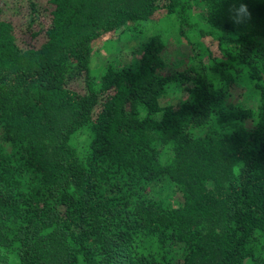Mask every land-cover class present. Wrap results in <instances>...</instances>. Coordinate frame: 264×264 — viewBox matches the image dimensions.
Wrapping results in <instances>:
<instances>
[{
  "label": "trees",
  "instance_id": "16d2710c",
  "mask_svg": "<svg viewBox=\"0 0 264 264\" xmlns=\"http://www.w3.org/2000/svg\"><path fill=\"white\" fill-rule=\"evenodd\" d=\"M196 1L209 29L192 0H0V264H264V0H235L251 13L243 24L230 18L234 0ZM156 13L218 58L205 65L191 51L163 71L155 30L96 84V41ZM229 63L253 88L254 112L233 96ZM154 185L174 186L179 204Z\"/></svg>",
  "mask_w": 264,
  "mask_h": 264
},
{
  "label": "rangeland",
  "instance_id": "374dc122",
  "mask_svg": "<svg viewBox=\"0 0 264 264\" xmlns=\"http://www.w3.org/2000/svg\"><path fill=\"white\" fill-rule=\"evenodd\" d=\"M39 4L45 6V0H35ZM191 16L195 20L199 27L203 29H209L205 20V5L201 1L192 0L191 3ZM5 8V7H4ZM7 8L6 12H8ZM12 19L16 26L20 25L18 17H14L11 14ZM155 30H160L163 39H165V45L161 49L160 55L166 62L167 67L163 71H170L172 69H182L188 63V55L191 51L199 54V58L205 65L210 64V57L218 58L217 52L207 44L206 39L197 35H191L192 46L186 44L182 40L176 31V23L172 17L163 16L160 13H156L151 21L143 23L139 30L131 32L130 30L115 31L103 35L96 41V50L89 60L90 73L94 82L97 84L101 74L104 72L107 64L119 65L126 64L135 58L139 53V47L145 42L148 36ZM221 36L224 41L222 47H229L232 45L226 39L230 38L232 34L230 32L219 31L216 32ZM23 38L28 37L27 33H23ZM227 71L232 73V77L235 83V87L232 89L233 96L237 102L243 106L255 111L256 94L246 79L245 73L242 68L234 63L226 64ZM211 80H216L215 74L209 75ZM177 99V94L169 93L162 99L164 103H174ZM86 134L84 132H77L72 140V145L75 147L78 154L82 155L85 150ZM160 149L161 158L164 159L170 150L167 145L157 143ZM152 191L157 197L162 198L165 202L178 205L180 202V193L174 186H158L154 185ZM8 258L7 264H15L12 258Z\"/></svg>",
  "mask_w": 264,
  "mask_h": 264
},
{
  "label": "clouds",
  "instance_id": "9594fccd",
  "mask_svg": "<svg viewBox=\"0 0 264 264\" xmlns=\"http://www.w3.org/2000/svg\"><path fill=\"white\" fill-rule=\"evenodd\" d=\"M230 18L233 23L243 24L251 19V13L248 10V7L244 3H239L237 6L235 0L232 4V7L229 9Z\"/></svg>",
  "mask_w": 264,
  "mask_h": 264
}]
</instances>
